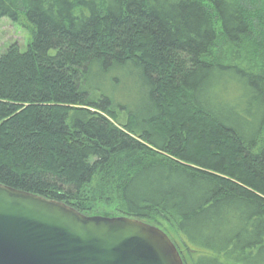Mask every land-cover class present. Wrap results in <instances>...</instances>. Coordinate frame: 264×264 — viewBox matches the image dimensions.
Wrapping results in <instances>:
<instances>
[{
  "label": "trees",
  "instance_id": "trees-1",
  "mask_svg": "<svg viewBox=\"0 0 264 264\" xmlns=\"http://www.w3.org/2000/svg\"><path fill=\"white\" fill-rule=\"evenodd\" d=\"M22 17L32 43L0 55V184L85 216L117 204L192 264H264V0H0ZM123 71L150 106L107 92Z\"/></svg>",
  "mask_w": 264,
  "mask_h": 264
},
{
  "label": "water",
  "instance_id": "water-1",
  "mask_svg": "<svg viewBox=\"0 0 264 264\" xmlns=\"http://www.w3.org/2000/svg\"><path fill=\"white\" fill-rule=\"evenodd\" d=\"M0 264H184L160 228L0 184Z\"/></svg>",
  "mask_w": 264,
  "mask_h": 264
},
{
  "label": "rangeland",
  "instance_id": "rangeland-1",
  "mask_svg": "<svg viewBox=\"0 0 264 264\" xmlns=\"http://www.w3.org/2000/svg\"><path fill=\"white\" fill-rule=\"evenodd\" d=\"M30 23L25 17H22L19 22H13L8 18L0 20V55H2L10 45L17 44L20 47L21 52H25L27 47L33 41V34L31 33ZM114 84L111 87L106 88L107 92L111 94L115 102L125 107L128 111L133 109L141 110L150 106L149 92L143 89L142 81L134 80V74L131 71L118 72L113 76ZM94 83L101 89L102 85L97 81ZM102 90V89H101ZM133 112V111H132ZM92 216H110L119 217L118 206L114 205H102L99 204ZM89 216V217H92ZM168 236V234H167ZM173 242L177 250L179 251L184 264H192L195 254H190L178 240V237L174 238L168 236ZM175 241V242H174Z\"/></svg>",
  "mask_w": 264,
  "mask_h": 264
}]
</instances>
